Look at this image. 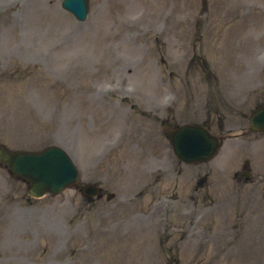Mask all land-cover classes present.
<instances>
[{"label": "rangeland", "instance_id": "374dc122", "mask_svg": "<svg viewBox=\"0 0 264 264\" xmlns=\"http://www.w3.org/2000/svg\"><path fill=\"white\" fill-rule=\"evenodd\" d=\"M62 1L0 0V143L62 146L80 184L99 182L114 198L86 201L72 189L28 200L0 169V264H264V182L241 186L218 167L249 160L264 178V141L253 136L227 142L206 200L220 203L199 214L202 227H189L178 203L122 202L168 145L151 136L153 117L129 106L145 112L151 95L141 100L138 84L183 91L180 121L193 99L217 94L239 109L264 101V0H91L83 24ZM239 111L224 125L247 124Z\"/></svg>", "mask_w": 264, "mask_h": 264}, {"label": "water", "instance_id": "95a60500", "mask_svg": "<svg viewBox=\"0 0 264 264\" xmlns=\"http://www.w3.org/2000/svg\"><path fill=\"white\" fill-rule=\"evenodd\" d=\"M87 0H66L63 7L78 19L85 20L88 12ZM259 119L255 128L264 130V120ZM189 129V128H186ZM188 132V130H185ZM198 144V140L191 141ZM208 145H206V149ZM0 160L12 165L16 174L25 176L36 195L44 192L58 193L76 181V172L66 155L57 148H50L40 154L7 152L0 147Z\"/></svg>", "mask_w": 264, "mask_h": 264}, {"label": "flooded vegetation", "instance_id": "af4514ba", "mask_svg": "<svg viewBox=\"0 0 264 264\" xmlns=\"http://www.w3.org/2000/svg\"><path fill=\"white\" fill-rule=\"evenodd\" d=\"M164 167L169 168L171 170V173H170L171 176L167 178V184L169 186H171V189H169V193H170L169 199H175V198L179 199L178 198L179 193L176 190L179 186L180 178L187 179V183L193 185L192 191L194 193H200L201 192L200 187H201V185H203L206 178L208 177V173L203 172L201 170L183 168L181 163L180 164H177V163L173 164V162L170 163V161H167V163ZM173 184H174V186H173ZM150 189H152V194L156 195L155 190H157V187L154 186V187H151ZM185 209H186V207L183 205L182 211H184ZM198 217H199V210L197 208H195L192 222H195V220ZM192 227H193V225H192Z\"/></svg>", "mask_w": 264, "mask_h": 264}]
</instances>
